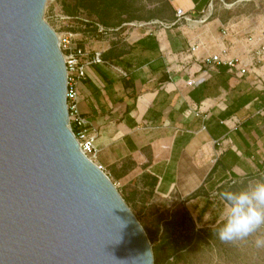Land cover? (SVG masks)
<instances>
[{
	"label": "crops",
	"instance_id": "obj_1",
	"mask_svg": "<svg viewBox=\"0 0 264 264\" xmlns=\"http://www.w3.org/2000/svg\"><path fill=\"white\" fill-rule=\"evenodd\" d=\"M162 1L165 17L122 23L113 39L77 32L103 61L87 66L78 109L96 134L95 162L128 200L140 186L181 204L197 228L214 227L226 210L221 192L264 182V63L242 75L202 59L223 47L247 58L245 38L261 28L248 15L208 16L213 0ZM177 9L191 20H177Z\"/></svg>",
	"mask_w": 264,
	"mask_h": 264
},
{
	"label": "water",
	"instance_id": "obj_2",
	"mask_svg": "<svg viewBox=\"0 0 264 264\" xmlns=\"http://www.w3.org/2000/svg\"><path fill=\"white\" fill-rule=\"evenodd\" d=\"M49 0H0V264H154L115 183L81 150Z\"/></svg>",
	"mask_w": 264,
	"mask_h": 264
},
{
	"label": "rangeland",
	"instance_id": "obj_3",
	"mask_svg": "<svg viewBox=\"0 0 264 264\" xmlns=\"http://www.w3.org/2000/svg\"><path fill=\"white\" fill-rule=\"evenodd\" d=\"M126 2L129 9L126 13L118 15L116 7L106 10L103 6L105 4L98 1V8L109 14L106 18L107 28H117L126 22L148 21L152 19L149 17L152 14L161 19L168 13H160L163 8L162 0H126ZM213 8L219 10L221 14H228L229 17L237 16L242 20L248 15L247 18H251V22L258 21L257 25L263 26L261 22L264 21V0H213ZM60 16L72 18L74 31L78 26L77 23L83 19L102 23L96 13L81 5L80 0H49L44 17L57 31L62 28ZM131 16L134 18H130ZM78 31L86 33L88 30ZM119 184L118 190L127 199L130 209L143 226L152 250L157 249L158 254L154 256V264H264V247L256 245L258 239L264 240V226L244 240L224 242L216 234L221 223L201 229L196 227L193 220L195 231L199 235L187 245L179 239L178 246L184 245V248H178L176 253L168 255L174 243L171 242L170 237L165 238L169 232L167 224L181 215L182 205L153 196L140 186L129 188L132 190L133 201H131L125 196V184L121 182ZM186 232L187 237L189 233ZM174 238L177 239L176 236Z\"/></svg>",
	"mask_w": 264,
	"mask_h": 264
},
{
	"label": "built area",
	"instance_id": "obj_4",
	"mask_svg": "<svg viewBox=\"0 0 264 264\" xmlns=\"http://www.w3.org/2000/svg\"><path fill=\"white\" fill-rule=\"evenodd\" d=\"M207 11L209 12L208 16L212 14V2L208 5ZM175 16L177 20H191V18L188 17L182 9H177ZM204 17L198 21L203 22L208 18L205 15ZM59 18L62 22V28L60 31L54 30L57 33L59 48L62 52L66 66L67 109L69 112L70 126L83 153L90 160L96 163L95 160L98 152L93 144L96 134L94 131H90L88 122L80 115L77 103L79 97V86L82 79L85 77L87 66L92 63L100 64L103 61L100 52H96L93 56H90V53L87 49L79 46L77 42V32L78 30L87 31V24H90L89 28L93 29L96 34L102 36L103 38L113 39L114 34L119 32L122 27L107 28L101 25L99 22L83 19L80 23H77L78 26L74 31L71 17L60 16ZM258 26H260L261 29L257 35H249L245 38V42H247V58L230 56L228 47H223L218 53L208 55L204 57L202 61L208 66L224 65L229 69V71H234L235 73L242 75L251 72H254L258 75L255 69H257L259 64L261 65L264 63V27L260 24H258ZM221 33L223 36H228L229 28L227 26L223 27ZM197 49L198 45L191 46L188 56L190 57ZM187 84L192 85L193 81L189 80ZM98 166L103 170L100 165ZM115 185L118 187V184L115 183Z\"/></svg>",
	"mask_w": 264,
	"mask_h": 264
},
{
	"label": "clouds",
	"instance_id": "obj_5",
	"mask_svg": "<svg viewBox=\"0 0 264 264\" xmlns=\"http://www.w3.org/2000/svg\"><path fill=\"white\" fill-rule=\"evenodd\" d=\"M219 196L226 205L223 221L216 232L221 241L244 240L264 226V182L240 190H226ZM256 245L264 247V240L258 239Z\"/></svg>",
	"mask_w": 264,
	"mask_h": 264
},
{
	"label": "trees",
	"instance_id": "obj_6",
	"mask_svg": "<svg viewBox=\"0 0 264 264\" xmlns=\"http://www.w3.org/2000/svg\"><path fill=\"white\" fill-rule=\"evenodd\" d=\"M98 1L102 4L103 3L105 4L103 6L106 10L116 7L115 9L118 15L126 13L127 10L129 9L126 0H80L81 5L83 7H87L88 9H90L91 12L96 13L100 17V20L102 22L101 24L106 27L108 26V22L106 21V18L109 16V14L107 12L105 13L103 9L98 8L99 6ZM162 5H163V8L160 11V13L165 14L170 11V7L167 2L162 1ZM149 17L154 18L156 16L152 14ZM130 18H134V17L131 16ZM87 25H88L87 30L95 33L93 29L89 28L90 24H87ZM73 130H74V127H73ZM167 225H169L167 227L169 232H167L165 238L170 237L171 242L174 243V246L170 247L171 252H169L168 255L176 253L177 250L179 249H183L184 245H187L189 242H191L195 237L199 235L198 232L195 231V225H194L192 217L185 209H183L179 217H177L175 220H171L170 222H168ZM186 231H188L189 233L187 234V237L185 235V233H187ZM175 236L177 237V239L174 238ZM179 239L181 240L182 243L184 242V245L178 246ZM163 244L164 242H162L161 245ZM156 253L158 254L157 249L156 251L153 250V257L156 256Z\"/></svg>",
	"mask_w": 264,
	"mask_h": 264
}]
</instances>
